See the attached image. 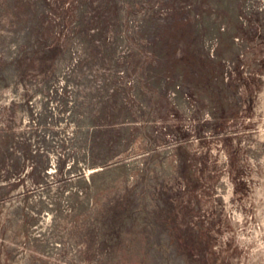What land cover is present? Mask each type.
Here are the masks:
<instances>
[{
    "label": "rangeland",
    "instance_id": "obj_1",
    "mask_svg": "<svg viewBox=\"0 0 264 264\" xmlns=\"http://www.w3.org/2000/svg\"><path fill=\"white\" fill-rule=\"evenodd\" d=\"M0 264H264V0H0Z\"/></svg>",
    "mask_w": 264,
    "mask_h": 264
}]
</instances>
